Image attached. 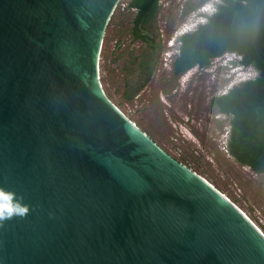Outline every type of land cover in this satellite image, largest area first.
<instances>
[{"label":"water","instance_id":"1","mask_svg":"<svg viewBox=\"0 0 264 264\" xmlns=\"http://www.w3.org/2000/svg\"><path fill=\"white\" fill-rule=\"evenodd\" d=\"M120 1L0 0V187L30 206L0 225V264H264L248 215L105 92Z\"/></svg>","mask_w":264,"mask_h":264},{"label":"rangeland","instance_id":"2","mask_svg":"<svg viewBox=\"0 0 264 264\" xmlns=\"http://www.w3.org/2000/svg\"><path fill=\"white\" fill-rule=\"evenodd\" d=\"M121 0L106 29L100 57V75L111 100L160 146L215 185L264 232V174L237 161L227 149L230 115L213 105L226 93L258 72L244 67L234 52L214 58L209 66H194L179 77L172 75L178 38L206 22L220 0H210L187 12L199 0H160L154 23L161 40L159 62L149 83L131 100L122 96L124 63L141 41L130 29L134 11Z\"/></svg>","mask_w":264,"mask_h":264},{"label":"trees","instance_id":"3","mask_svg":"<svg viewBox=\"0 0 264 264\" xmlns=\"http://www.w3.org/2000/svg\"><path fill=\"white\" fill-rule=\"evenodd\" d=\"M208 1L191 4L187 12ZM258 1L264 3V0ZM126 7L134 11L132 40L142 42L140 51H132L123 67L122 96L131 100L149 83L159 62L161 40L154 23L161 5L160 0H129ZM256 17L249 0H220L206 22L179 36L180 51L172 66V75L179 77L194 66H209L214 58L226 52L237 53L242 65L257 70L255 78L241 81L226 93L216 95L212 103L220 112L231 116L228 152L241 164L264 174V61L253 44ZM261 42L264 47V23Z\"/></svg>","mask_w":264,"mask_h":264},{"label":"clouds","instance_id":"4","mask_svg":"<svg viewBox=\"0 0 264 264\" xmlns=\"http://www.w3.org/2000/svg\"><path fill=\"white\" fill-rule=\"evenodd\" d=\"M23 200L24 197L18 196L16 192L0 187V225L6 220L24 218L29 214L30 206L23 203Z\"/></svg>","mask_w":264,"mask_h":264},{"label":"flooded vegetation","instance_id":"5","mask_svg":"<svg viewBox=\"0 0 264 264\" xmlns=\"http://www.w3.org/2000/svg\"><path fill=\"white\" fill-rule=\"evenodd\" d=\"M179 51H180V47L178 48V54H179ZM177 56H178V55H177ZM177 56H176V57H177ZM176 57H175V59H176ZM175 59H174L173 62H172V66H173V63H174Z\"/></svg>","mask_w":264,"mask_h":264},{"label":"bare ground","instance_id":"6","mask_svg":"<svg viewBox=\"0 0 264 264\" xmlns=\"http://www.w3.org/2000/svg\"><path fill=\"white\" fill-rule=\"evenodd\" d=\"M252 220V219H251ZM253 222V220H252ZM254 223V222H253ZM255 224V223H254ZM256 225V224H255ZM257 226V225H256ZM258 227V226H257ZM259 228V227H258ZM260 229V228H259ZM261 233L264 235V232L260 229Z\"/></svg>","mask_w":264,"mask_h":264},{"label":"built area","instance_id":"7","mask_svg":"<svg viewBox=\"0 0 264 264\" xmlns=\"http://www.w3.org/2000/svg\"><path fill=\"white\" fill-rule=\"evenodd\" d=\"M183 33V32H182Z\"/></svg>","mask_w":264,"mask_h":264}]
</instances>
